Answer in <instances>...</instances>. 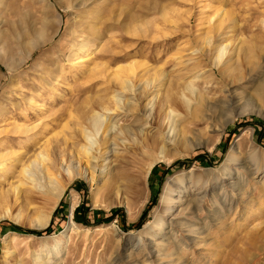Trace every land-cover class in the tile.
I'll return each instance as SVG.
<instances>
[{"label":"rangeland","instance_id":"obj_1","mask_svg":"<svg viewBox=\"0 0 264 264\" xmlns=\"http://www.w3.org/2000/svg\"><path fill=\"white\" fill-rule=\"evenodd\" d=\"M40 18L52 40L31 50L43 41ZM0 20V264H170L183 248L167 238L208 224L223 190L236 206L209 230L219 242L206 236L202 247L180 251L179 264H264V0H0ZM95 26L98 43L77 55L80 36ZM206 36L229 44L225 77L245 78L226 86L239 92L225 109L215 101L225 104L227 95H213L225 85L204 61ZM147 80L157 87L146 92L162 99L194 80L203 95L176 109L178 143L163 142L170 125L153 117L147 132L155 145L138 147L143 138L132 135L123 168L93 186L63 175L61 197L21 173L46 145L52 162L83 144L82 128L123 81L130 91L122 100L145 105L153 98L143 94ZM131 107L133 121L117 119L138 130L134 121L144 116ZM26 126L30 135L15 132ZM227 175L236 190L218 188ZM151 249L167 257L148 259Z\"/></svg>","mask_w":264,"mask_h":264},{"label":"bare ground","instance_id":"obj_2","mask_svg":"<svg viewBox=\"0 0 264 264\" xmlns=\"http://www.w3.org/2000/svg\"><path fill=\"white\" fill-rule=\"evenodd\" d=\"M224 13V12H223ZM44 17V16H43ZM41 19V18H40ZM37 23V21H35ZM38 25L41 26V29H39V36L43 38V41H37L35 42L31 50L35 49L36 46L42 45V43H46L50 40H52L50 37H48L45 33L48 22L47 20L41 19ZM92 24V23H91ZM1 25L2 21L0 20V34H1ZM36 26V25H35ZM40 28V27H39ZM89 31L84 32L80 37H83V40L81 42V45L78 47V53L77 55L87 54L91 50V46L93 43H96L100 38L99 30L96 26L88 29ZM208 36V35H207ZM206 36V37H207ZM98 43V42H97ZM205 47H204V61L210 65V71L212 72L210 76H215V81L217 80V84L222 83L225 86H222L221 88H218L217 91L215 90L211 84L213 82L212 79L207 76L205 79H207V87L206 92L209 91L208 94H212L211 91H213V95H216L218 92L225 93L228 98L227 103H219L217 101L216 104L221 109L226 106L230 107V104H236L234 102V99L232 97V94L237 92L238 90H232L227 89L226 86L229 84L239 83L243 82L245 78L242 76V74L236 75V77L233 75V72L229 74L228 77H225L224 68L221 66L222 61L224 58V55L226 54V51L229 47V44L224 45V42L214 45L212 38L207 37L205 39ZM96 45V44H95ZM75 46V44H74ZM94 46V45H93ZM30 49L28 50V54L30 55ZM27 54V55H28ZM232 53L229 52V55ZM230 59V57H229ZM203 61V62H204ZM73 63V62H72ZM232 67V66H230ZM162 76V74H160ZM231 76H234V79ZM230 79V80H228ZM195 81V80H194ZM194 81H190L186 83L184 89H181L178 91L175 95H167L166 98H161V96L154 94L155 92L147 93L149 90H154L157 86L153 85V82H150L149 80L145 81V90L143 94L145 95L146 99L148 97L153 96V98L148 101L145 105L139 104H133L132 101L129 99L128 102L125 100H122V95L124 94L123 91H130V88L125 85V81L122 82V91L121 93H115L111 98L108 100H102L97 110L93 111V114L88 119L89 125L88 127L82 128V137L84 140V143L79 144L77 149H71V150H64L61 155L52 162L50 161L49 154L47 153V145L43 150L38 152L34 156V159L30 162L28 167H25L23 169V172L25 175L27 174V179L31 181L32 185L38 190V188L42 189V192L49 193L51 190H57L59 194V197H61V192L66 189V186L68 183L62 184L60 182L61 176L66 175L69 178V183L74 181L78 177L85 178L89 180L91 183V186H93L97 176H101L102 180H106L112 173V171L115 169H121L125 166L127 154L130 150V143H131V136L136 135L139 138H143V142L138 141L137 146L145 147L149 144H153L152 136L149 135L148 129L153 128V117L164 115L166 120L168 121L169 132L167 134H164L162 137L163 142L167 144H174L179 142V138L177 133H174L176 129L171 128L172 127V118L176 113L177 108L186 107L191 108L192 104L195 103L197 105L198 103H202L203 95L200 92L195 91ZM245 82V81H244ZM228 87V86H227ZM146 90H148L146 92ZM199 91V90H198ZM239 92V91H238ZM143 95V96H144ZM142 96V95H141ZM142 96V97H143ZM237 99V98H236ZM138 100V99H137ZM99 102V101H98ZM131 105H136L138 108L137 111H139L141 116H144V119L136 118L134 122L138 123V130L133 128V125L126 126L125 128L123 125H121V122L124 118L125 119H132L133 113H135V109L131 107ZM220 109V110H221ZM223 109V110H224ZM219 110V109H218ZM154 111V113H153ZM137 115V114H136ZM120 116H122L121 119H117ZM134 118V117H133ZM165 120V121H166ZM133 121V119L131 120ZM132 126V127H131ZM33 127L26 126V127H17L15 128L16 133H23L27 136L30 135L29 133L33 131ZM154 130V129H153ZM172 130L173 133H170ZM101 133V139H97V136ZM164 133V132H163ZM151 134V131H150ZM173 134V135H172ZM31 137V136H30ZM16 138V137H15ZM33 138V137H32ZM184 138V137H183ZM80 143V141H79ZM150 147V146H149ZM257 173H260L257 171ZM256 173V174H257ZM260 175H263V173H260ZM234 177H231L230 175H227V180L223 181L222 187H218L219 189L224 188L225 186H231L234 190L237 189V185H233ZM239 185V184H238ZM241 187V186H240ZM19 190V189H18ZM169 188L167 189V191ZM243 193V192H242ZM243 195V194H242ZM207 196V195H206ZM227 194L220 193V198L218 199V203H215V209L210 213V222L207 223H200L199 225L197 223L195 224H188V230L187 235L184 239L177 240L176 238H167L171 239L168 242H177L184 251V249L192 248L195 249L197 246L202 247L200 244L203 242H206V236L208 235H214L213 242H219L220 235L219 233L212 234L209 232L213 229H218L220 225L223 224V216L222 214H225L228 216L235 208L236 201H234L232 198H227ZM240 199V198H239ZM167 201L171 204L174 203L173 196H169L167 198ZM239 204V203H238ZM219 205V206H218ZM228 206V207H227ZM172 208L170 207L169 210ZM198 211V210H197ZM195 209L193 210L192 214H195ZM46 223H41L38 225V227L45 226ZM177 226H181L182 222H176ZM186 227V226H184ZM169 232L173 230V227L169 228ZM185 230V229H184ZM218 231V230H217ZM167 242V243H168ZM205 245V244H204ZM216 245V244H215ZM176 252L174 254V259L172 260V263L170 264H179L183 261V257H181L182 252ZM166 253V252H165ZM161 255L159 252L157 253L155 249H151L147 255L148 259H152L154 257H160ZM162 256L167 257V255L162 254ZM161 256V257H162ZM177 261V262H175ZM162 262V261H161Z\"/></svg>","mask_w":264,"mask_h":264},{"label":"trees","instance_id":"obj_3","mask_svg":"<svg viewBox=\"0 0 264 264\" xmlns=\"http://www.w3.org/2000/svg\"><path fill=\"white\" fill-rule=\"evenodd\" d=\"M178 164H182L181 162H179ZM78 213V212H77ZM113 215H114V213H113ZM113 215H112V217H113ZM105 220V219H104ZM44 232H47V229L46 230H44V231H38V232H36L37 234H43Z\"/></svg>","mask_w":264,"mask_h":264}]
</instances>
